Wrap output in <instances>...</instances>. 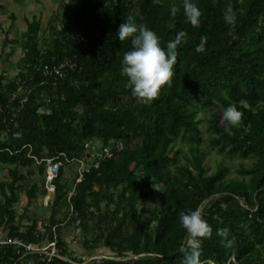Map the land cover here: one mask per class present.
Instances as JSON below:
<instances>
[{
    "label": "trees",
    "instance_id": "1",
    "mask_svg": "<svg viewBox=\"0 0 264 264\" xmlns=\"http://www.w3.org/2000/svg\"><path fill=\"white\" fill-rule=\"evenodd\" d=\"M56 1L43 31L39 18H24L22 68L13 77L0 73V167L8 176L0 182V234L38 245L49 240L51 233H33L39 216L27 214L44 193L42 178L32 177H42L45 166L31 156L63 152L77 158L86 143L97 141L110 147L111 157L97 158L98 166H90L75 186L63 169L78 163L64 162L55 180L46 220L57 225L53 264H181L185 231L179 213L197 207L211 227L200 264H264V0H194L201 11L195 28L185 20L183 0ZM229 5L236 13L231 29L222 18ZM129 16L155 31L162 47L185 33L172 83L151 103L133 97L120 74L131 44L119 41L115 31ZM77 34L86 37V45L74 40ZM201 35L207 38L205 51L197 53ZM65 60L74 67L59 76L44 72L45 65ZM229 104L242 112L239 126L221 118ZM212 149L249 162L238 163L235 177L222 161L210 170L205 159ZM155 186L146 221L138 202ZM17 190L26 198L21 214L14 207ZM72 224L85 254L72 251L61 234L62 226ZM217 229L227 230L230 245ZM98 247L110 255L86 260ZM23 253L0 245V264H46Z\"/></svg>",
    "mask_w": 264,
    "mask_h": 264
},
{
    "label": "clouds",
    "instance_id": "2",
    "mask_svg": "<svg viewBox=\"0 0 264 264\" xmlns=\"http://www.w3.org/2000/svg\"><path fill=\"white\" fill-rule=\"evenodd\" d=\"M183 12L186 22L192 27L195 28L200 25L201 11L194 0H183ZM176 13L177 7L173 5L170 8V15L175 16ZM222 18L230 29L235 26L236 13L231 5L225 8ZM115 34L119 41L128 40L131 44V48L124 52L120 61L121 76L127 77L130 93L133 97L151 103L159 95L162 86H170L172 83L173 66L178 54L177 46L181 43L185 33L183 31L177 33L172 40L167 42L165 47H162L160 37L155 31L143 23L137 24L129 16L118 25ZM206 40V36H200L199 43L195 45L197 53L205 51ZM221 118L227 124L239 126L242 112L235 105L229 104L223 109ZM43 181L44 177L42 176L41 183L44 193L39 196L41 207H46L52 203L55 192L51 196V200L44 205L43 197L46 195V190ZM178 220L179 226L185 231V237L178 247V251L182 254L181 264H200L201 245L203 240L211 235V227L203 219L199 207L181 211ZM217 234L227 244H231L227 230L217 229Z\"/></svg>",
    "mask_w": 264,
    "mask_h": 264
},
{
    "label": "rangeland",
    "instance_id": "3",
    "mask_svg": "<svg viewBox=\"0 0 264 264\" xmlns=\"http://www.w3.org/2000/svg\"><path fill=\"white\" fill-rule=\"evenodd\" d=\"M0 4L3 5V8L0 10V73H3L7 78L15 76L18 71L22 68L23 61V42L25 37V28L26 24L24 18L27 17L31 19L32 17H37L41 21L40 31H43L46 27V23L51 17L52 13L56 9L57 1L56 0H0ZM10 14H14L15 17H11ZM8 33V42L4 45V39ZM49 37L48 34H45V39ZM42 41V40H41ZM40 41V43H41ZM200 117L204 118L207 116V113L201 112ZM200 127L204 129L205 122L200 124ZM205 135L204 130L202 131V136ZM95 145L99 146V143L96 141ZM177 147L182 149V152H187V147L185 145H177ZM222 161L226 164L230 171L228 176L235 177L238 176L235 172V169L238 167L239 162L247 164L249 161L247 159H241L237 156L227 157L223 154H218L215 150H208V154L205 159V165L208 169L212 170L218 162ZM77 165L70 164L66 165L63 171V176L71 183L72 179L75 178L77 172ZM23 171V170H22ZM8 178L6 168L0 167V182ZM33 179L41 181V176L33 175ZM19 199L18 202L14 205L17 214H21L26 204V198L22 190H17ZM157 193V187L151 189V194L145 198L140 199L138 202V207L144 210L143 218L144 220H149L150 210L152 209L155 203V194ZM41 195V194H39ZM38 195L37 199L33 202L32 206L28 208L27 214L32 216L35 214L44 220H47L50 214V205L41 207L40 196ZM57 217H60L58 213ZM62 236L67 240L69 248L74 251L77 255H80L83 252V247L81 246L83 237L75 227V225L62 226L61 228ZM0 236H3L0 234ZM48 239H44L42 245L47 243ZM97 251V252H96ZM107 250H104L103 247H98L95 250V253L86 255L89 260L93 258H100L101 256H109L110 254L106 253ZM85 254V253H84ZM25 262H22L24 264ZM31 263V262H30ZM26 264V263H25Z\"/></svg>",
    "mask_w": 264,
    "mask_h": 264
},
{
    "label": "built area",
    "instance_id": "4",
    "mask_svg": "<svg viewBox=\"0 0 264 264\" xmlns=\"http://www.w3.org/2000/svg\"><path fill=\"white\" fill-rule=\"evenodd\" d=\"M77 43L86 45L87 39L85 36L81 34L73 35L72 36ZM74 63L70 60H65L56 65H45L44 72L48 74H53L59 76L63 69H72L74 67ZM19 90L21 88H18ZM16 96V93L13 94L12 98ZM3 108L0 106V114ZM85 150L82 156L77 158H68L63 152H59L56 155L45 157V158H36L35 156H31L34 158L37 164H43L45 166V171L43 174L44 181L43 185L46 190V195L43 197V204L46 205L50 200L51 196L54 194L56 186L55 180L59 175L60 168L64 162L76 161L78 163L77 167V174L75 177V183L81 181L83 179V174L88 171L91 167L98 166L97 158H109L112 156V150L108 146H95L93 143H86L84 145ZM117 149L121 148V145L118 144ZM96 159H95V158ZM73 193L72 191L69 193V196ZM71 214V211H70ZM35 229L33 233L36 236L45 237L48 236L50 233L51 238L47 241L45 245L42 244H34L32 242H24L22 239L18 237H11L7 235L0 236V245H13L22 252V255H37L36 260L43 261L46 264H53V258L58 256L59 249L57 247V236H56V228L57 225H50L46 220L43 218H38L35 222ZM88 260V259H86Z\"/></svg>",
    "mask_w": 264,
    "mask_h": 264
},
{
    "label": "crops",
    "instance_id": "5",
    "mask_svg": "<svg viewBox=\"0 0 264 264\" xmlns=\"http://www.w3.org/2000/svg\"><path fill=\"white\" fill-rule=\"evenodd\" d=\"M65 167H66V166H65ZM65 167H64V168H65ZM63 170H64V169H63Z\"/></svg>",
    "mask_w": 264,
    "mask_h": 264
}]
</instances>
